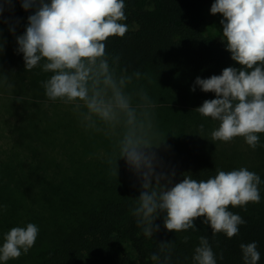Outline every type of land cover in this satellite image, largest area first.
Listing matches in <instances>:
<instances>
[{"label":"trees","instance_id":"16d2710c","mask_svg":"<svg viewBox=\"0 0 264 264\" xmlns=\"http://www.w3.org/2000/svg\"><path fill=\"white\" fill-rule=\"evenodd\" d=\"M207 1L124 0L126 21L137 27L128 29L123 37L110 36L106 53L110 58L119 56L118 74L126 70L124 74L133 76L129 85L136 93L133 102H141L140 94L146 93L151 105L165 104L164 114H156L157 107H152L151 119L161 124V137L156 135L154 142L165 139L153 151L163 162V171H175L173 183L180 182L183 175L206 181L218 170L241 167L260 176V203H249L246 210L229 205V211L246 221L239 225V234L213 236L210 225L202 223L203 217L195 220L196 230L175 233L165 228V214L161 213L155 221L159 231L152 238L144 235L133 214L141 180L123 158L115 164L120 141L133 127L122 116L119 124L108 126L111 132L105 128L102 134L101 125L99 132L83 127L78 141L41 133L27 145L23 138L0 133L4 138L0 142V246L13 227L33 223L39 228L27 254L0 264H157L151 256L159 252L163 241L172 245L169 264H194L200 236L208 238L217 264H244L240 245L253 241L260 253L257 264H264V133H257L255 149L244 137L213 141L211 133L219 121L202 116L196 108L215 94L203 92L199 86L191 90L198 76L208 78L221 74L225 67H238L226 50V41L215 40L199 28V12ZM31 14L19 0L4 5L0 16L4 49L17 46L16 36L24 33ZM9 66L16 67L12 70L23 75V80L42 82L51 75L41 67L21 72L15 64ZM137 71L139 78L133 75ZM141 122L137 119L138 134ZM63 125L57 123L54 131L67 128ZM92 133L98 139L91 140ZM116 167L118 175L114 174ZM185 236L189 237L186 243Z\"/></svg>","mask_w":264,"mask_h":264},{"label":"clouds","instance_id":"9594fccd","mask_svg":"<svg viewBox=\"0 0 264 264\" xmlns=\"http://www.w3.org/2000/svg\"><path fill=\"white\" fill-rule=\"evenodd\" d=\"M19 2L25 11L31 9L32 14L27 17L24 33L16 36L15 51L23 54L26 71L41 67L43 72L51 73L42 81L46 96L72 105L84 126L96 132L102 124L116 126L122 116L126 125L133 126L120 141L115 164L118 158H123L141 180L142 191L133 214L137 224L143 226L144 235L152 238L159 231L155 221L161 213L165 214L164 226L168 231L196 230L195 220L203 217L202 223L210 225L213 236L238 235L239 225L246 221L229 211V205L245 207L260 203V176L241 167L227 172L218 170L206 181L183 175L180 182L173 183L175 171H163V162L153 151L165 139L154 142L157 135L154 131L143 134L135 131L138 110L141 115L150 114L151 101L146 93H141V102L133 106L136 93L129 89L133 76L124 74L126 70L117 73L119 56L110 58L105 43L110 36L123 37L128 31V26L121 23L127 19L124 0ZM11 3L12 0H0V16L4 5ZM210 12L222 15L221 40L226 41V50L238 67H225L221 74L208 78L196 77L192 91L199 86L201 91L215 94V98L205 100L196 110L219 121L211 133L213 141L231 142L235 137H244L255 149L259 144L257 133H264V0H214ZM9 30L15 34L14 27ZM4 44L0 30V55ZM133 75L139 78L141 73ZM0 77L7 79L2 71ZM200 127L203 131V125ZM147 128L153 129L151 119ZM158 168L161 170L157 171ZM114 174L118 175V167ZM38 233L39 228L33 223L26 228H11L0 246V261L27 254ZM188 239L185 236L184 242ZM240 248L244 264H257L260 253L255 241L242 243ZM171 254L172 245L163 241L151 259L157 264H169ZM192 259L194 264H217L207 237H199Z\"/></svg>","mask_w":264,"mask_h":264},{"label":"rangeland","instance_id":"374dc122","mask_svg":"<svg viewBox=\"0 0 264 264\" xmlns=\"http://www.w3.org/2000/svg\"><path fill=\"white\" fill-rule=\"evenodd\" d=\"M213 2L214 0H208L200 9L199 28L203 33L212 36L215 40H220L223 31V27L220 24L222 15L211 14L210 8ZM121 23L126 24L128 29H134L137 27V24L132 21L128 22L124 20L121 21ZM11 47L12 46L4 49L3 54L0 55V71L7 75L6 80L0 77V133H7L11 138H23L27 145L28 143H31V139L34 140V137L39 136L41 133L55 134L57 139L64 138L65 140L69 139L70 141L75 137L73 141H78L82 134L81 131L85 126L81 122L80 117L73 110V106L65 104L59 99L56 101L49 99L43 94L45 89L41 85L42 82H34L31 79H21L23 75L14 72L12 69H16V67L9 65L15 64L17 70H20L21 72L25 71L23 54L15 51L17 46H13L12 50L9 51ZM32 86H36L37 88ZM24 91L28 93H25ZM136 103L139 102H133V106H135ZM156 105L157 106L151 105L150 108L157 107L156 114H164L165 106L162 105L165 104ZM153 108L152 110L149 109L150 114L155 112L153 111ZM150 114L145 113L141 115L138 110L137 119H140L143 122V126H141V124L138 125L140 131L139 134L155 130L158 137H161V135L158 134L160 132L159 126L161 124L158 121L151 119L154 116L151 117ZM44 119H46V121H44ZM150 119L153 123L152 130L147 128ZM57 123L61 126L67 124V128L63 127L66 130L60 128L57 129V131H54L58 128L56 126ZM68 125H71L74 129L70 130ZM108 126L109 125H101L102 134L109 129ZM110 127L112 128V126ZM85 129L86 131L91 132L90 128ZM108 131L111 132L110 129ZM0 138V142H3L4 138H2V136H0ZM90 139H98V137L92 133ZM1 144L4 145L5 143ZM154 149L156 150L158 148Z\"/></svg>","mask_w":264,"mask_h":264}]
</instances>
